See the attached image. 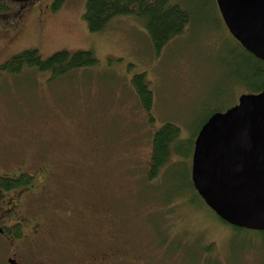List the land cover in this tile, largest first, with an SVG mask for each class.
<instances>
[{"label":"rangeland","instance_id":"1","mask_svg":"<svg viewBox=\"0 0 264 264\" xmlns=\"http://www.w3.org/2000/svg\"><path fill=\"white\" fill-rule=\"evenodd\" d=\"M5 1L0 24H13L19 10L25 14L16 41L7 45L8 34L6 45L0 40V63L28 48L43 58L89 50L97 60L58 77L36 69L0 73L2 165L7 173L22 164L45 175L46 194L33 211L47 234L45 248L63 252L68 264L105 262L119 246L135 251V264H264V233L221 222L189 186L190 160L178 158L155 180L146 176L159 126L175 123L179 139H188L210 111L233 105L241 93L231 74L236 61L240 67L229 55L234 43L223 24L211 23L201 0L188 1L202 21L157 56L134 15L92 33L83 19L86 0H66L55 11L53 0ZM139 74L152 92L150 111L131 84ZM159 202L176 203L184 214L176 207L162 222L168 236H179L165 242L175 240L178 248L155 253L150 222L163 209ZM60 206L80 213L66 223Z\"/></svg>","mask_w":264,"mask_h":264},{"label":"trees","instance_id":"2","mask_svg":"<svg viewBox=\"0 0 264 264\" xmlns=\"http://www.w3.org/2000/svg\"><path fill=\"white\" fill-rule=\"evenodd\" d=\"M65 1L66 0H53L51 9L53 11L58 10ZM193 1L199 3V0ZM201 2L208 12L211 11V14L208 16V18L212 20L211 23L223 24L215 0H201ZM194 9V4L190 3L188 0H86L83 19L88 30L92 33H96L103 31L117 16L134 15L143 23L150 46L157 56L170 41L182 36L190 27L202 21L200 17L193 14ZM5 12L6 1L0 0V14ZM229 37L234 43V49L232 48L230 50L229 55L230 57L237 56L240 62L239 68H236L237 61L235 62L231 73L233 75L232 80L236 86H238L237 90L239 89L241 91L239 96L241 94H255L261 92L264 89V63L244 50L230 35ZM96 64L97 60L93 52L89 50H77L74 52L61 50L53 53L47 58H43L36 49L28 48L12 56L1 67V70H6L8 74H18L26 69H36L43 73L49 72L52 77H58L78 69L93 67ZM131 84L135 90L134 92L137 96L138 103H140L145 111H150L152 108V92L144 81L143 74L133 76ZM236 102L237 100L235 103ZM235 103L233 105H235ZM233 105L225 109L210 111L208 116L203 119L196 129H194L188 139H179L180 130L175 123L164 122L159 126V128L154 131V134L151 135L150 157L146 169V176L148 179L154 178L155 180L158 178L160 171L164 168H168L171 164H175L178 158H182L186 161L190 160L191 162L194 140L200 128L211 115L216 112H224ZM190 171L191 164L189 170V186L196 193L191 182ZM25 181H30V178L26 176ZM151 201L152 199L150 198V203H153ZM161 205L163 206V209H160L161 213L155 215L157 218L155 221L150 222L152 226V233L150 234L152 237L151 244H155V246H152V249L155 251L152 249L149 250L155 253L158 251L159 247L171 248L172 251L178 248L177 246L172 247L176 242L175 240L173 242H165V239L171 238L170 236L177 238L179 236L170 234V231V236H168L166 232H168L170 226L167 228L163 226L162 223L171 216L174 217L176 213L172 214V211H174L178 204L174 203L169 205V202H167ZM165 207L171 209V215L166 214L167 208ZM159 208L160 207H158V209ZM177 210L179 211V208ZM181 212L182 211H179V213ZM220 221L223 222L222 220ZM181 239L182 238H180V240ZM211 246L212 245H208L206 248L207 252L210 251Z\"/></svg>","mask_w":264,"mask_h":264},{"label":"water","instance_id":"3","mask_svg":"<svg viewBox=\"0 0 264 264\" xmlns=\"http://www.w3.org/2000/svg\"><path fill=\"white\" fill-rule=\"evenodd\" d=\"M241 47L264 63V0H215ZM191 182L204 204L230 226L264 232V89L241 94L198 131Z\"/></svg>","mask_w":264,"mask_h":264},{"label":"flooded vegetation","instance_id":"4","mask_svg":"<svg viewBox=\"0 0 264 264\" xmlns=\"http://www.w3.org/2000/svg\"><path fill=\"white\" fill-rule=\"evenodd\" d=\"M24 14V11L19 10L13 15L15 16L13 24H0V40H4L5 45L6 34L12 35L8 38L7 45L16 41L20 20L24 18ZM38 14L42 15V11ZM5 63L6 60L0 63V73H6V70H1ZM5 149L6 146H0V264H58V262L68 264V259L63 255L62 250L61 254L56 249L54 252L57 255L54 256L45 248L43 244L47 234L33 214L34 204L43 198L44 193L46 194L43 188L45 175L42 172L30 174L24 170L22 164L7 173L6 165H2L6 162ZM26 176L30 181H25ZM59 209L63 214L65 212L63 217L66 223L80 213L74 207L68 209L60 206ZM103 222L106 224L105 220ZM107 232L112 234L111 229ZM133 259H138L134 250L129 251L119 246L109 252L105 262L95 263L135 264L132 262ZM92 262L90 260V263Z\"/></svg>","mask_w":264,"mask_h":264},{"label":"bare ground","instance_id":"5","mask_svg":"<svg viewBox=\"0 0 264 264\" xmlns=\"http://www.w3.org/2000/svg\"><path fill=\"white\" fill-rule=\"evenodd\" d=\"M163 245V244H162Z\"/></svg>","mask_w":264,"mask_h":264}]
</instances>
